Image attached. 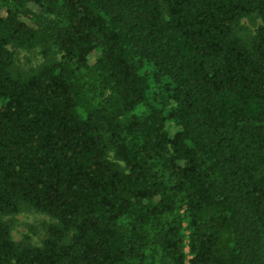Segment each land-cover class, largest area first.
Instances as JSON below:
<instances>
[{"label":"trees","instance_id":"obj_1","mask_svg":"<svg viewBox=\"0 0 264 264\" xmlns=\"http://www.w3.org/2000/svg\"><path fill=\"white\" fill-rule=\"evenodd\" d=\"M0 264H264V0H0Z\"/></svg>","mask_w":264,"mask_h":264},{"label":"rangeland","instance_id":"obj_2","mask_svg":"<svg viewBox=\"0 0 264 264\" xmlns=\"http://www.w3.org/2000/svg\"><path fill=\"white\" fill-rule=\"evenodd\" d=\"M32 9L36 11L37 7L33 5ZM259 23L260 21L257 18L245 17L241 19L239 32L242 36H247L252 33ZM94 56V52L89 56L90 62L93 61ZM16 60L23 70H29L41 62V58L36 51L19 50L16 52ZM2 218L10 224L11 237L14 241L26 240L32 245H41L45 236V226L53 222L46 214L34 210H23L14 215L2 216Z\"/></svg>","mask_w":264,"mask_h":264}]
</instances>
